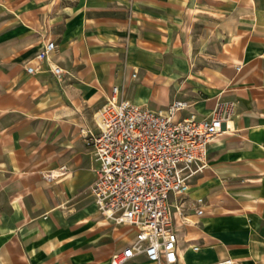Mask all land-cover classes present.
<instances>
[{
    "label": "crops",
    "instance_id": "0c3cea01",
    "mask_svg": "<svg viewBox=\"0 0 264 264\" xmlns=\"http://www.w3.org/2000/svg\"><path fill=\"white\" fill-rule=\"evenodd\" d=\"M114 87L157 111L185 101L179 119L236 102L207 167L171 196L178 264H264V0H0V264H109L135 242L90 191L83 131Z\"/></svg>",
    "mask_w": 264,
    "mask_h": 264
},
{
    "label": "built area",
    "instance_id": "2783aa9c",
    "mask_svg": "<svg viewBox=\"0 0 264 264\" xmlns=\"http://www.w3.org/2000/svg\"><path fill=\"white\" fill-rule=\"evenodd\" d=\"M55 48L54 41H47L35 59L49 62ZM26 70L34 74L37 69L29 65ZM49 71L59 79L65 73L51 64ZM236 106L227 100L207 117L191 114L179 119L178 114L189 107L185 101L176 100L157 111L120 98L118 88H113L98 113V131H83L98 163L90 186L98 211L115 225L136 229L135 242L112 254L109 264H129L138 257L149 264H178L179 233L171 196L186 195L191 179L207 167L209 146L229 127ZM69 174L62 166L45 177L55 180ZM197 213L203 214V209ZM217 264L235 263L227 259Z\"/></svg>",
    "mask_w": 264,
    "mask_h": 264
},
{
    "label": "bare ground",
    "instance_id": "6f19581e",
    "mask_svg": "<svg viewBox=\"0 0 264 264\" xmlns=\"http://www.w3.org/2000/svg\"><path fill=\"white\" fill-rule=\"evenodd\" d=\"M189 189H190V187H189Z\"/></svg>",
    "mask_w": 264,
    "mask_h": 264
}]
</instances>
